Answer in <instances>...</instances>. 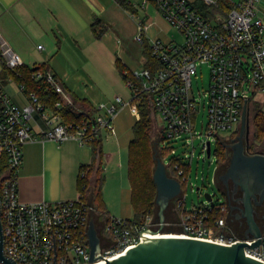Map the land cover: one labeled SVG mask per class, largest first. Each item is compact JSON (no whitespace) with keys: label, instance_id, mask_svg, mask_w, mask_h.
<instances>
[{"label":"built area","instance_id":"built-area-1","mask_svg":"<svg viewBox=\"0 0 264 264\" xmlns=\"http://www.w3.org/2000/svg\"><path fill=\"white\" fill-rule=\"evenodd\" d=\"M140 1L144 9L153 4L179 36L168 41L151 36L146 29L152 21H138L135 39L140 44L146 41L149 58L142 55V67L131 71L134 75L126 81L131 90L129 99L115 95L110 102L96 105L94 113L80 112L83 115L79 119H68L63 108L75 107L74 99L52 70L33 72L35 80L56 94V99L48 103L34 91L26 92L22 83L17 88L26 101H13L0 78V221L4 254L16 264L103 263L148 236L149 229L154 230L153 223L159 226L149 214L141 223L132 217H102V231L97 229L100 257L92 262L87 229L89 219H96L97 210L84 192L74 199L52 202H24L18 194L17 170L23 160V146L37 137L30 122L33 112L44 122V129L38 131L41 139L74 140L86 145L98 138L102 130L115 133L114 117L125 106L138 114L141 92L152 96L155 114L161 120L159 142L167 144L164 155L171 154L167 162L163 158L162 161L180 182L176 196L179 230L175 233L226 244L244 239L243 233H236L229 224L224 200L216 201L210 194V200L204 197L203 202L187 207L185 190L189 185L193 187L189 173L195 140L199 139L197 158L209 157L211 141L217 143L235 132L249 99L264 92V19L255 11L258 0ZM0 58L9 69L23 64L20 55L1 36ZM200 64L207 66L210 78L205 90L194 93L192 74ZM202 111L204 118L199 123ZM222 131L228 135H219ZM218 151L216 147L217 156ZM259 238L257 246H245L244 252L264 261V227ZM245 240L251 243L255 238ZM0 264L4 263L0 260Z\"/></svg>","mask_w":264,"mask_h":264},{"label":"crops","instance_id":"crops-1","mask_svg":"<svg viewBox=\"0 0 264 264\" xmlns=\"http://www.w3.org/2000/svg\"><path fill=\"white\" fill-rule=\"evenodd\" d=\"M140 2L0 0V36L20 55L23 65L30 68L41 66L57 75L74 99L75 112L92 114L99 102H110L115 95L128 98L120 92L122 85L125 89L127 84L115 61L119 59L129 71L142 67V45L138 42V46H135L133 43L139 31V20L152 21L146 29L150 35L167 41L172 39L170 32L174 29L165 17L153 4L144 9ZM260 4L264 6V0L256 2L255 11L258 17L264 19ZM38 44L42 47L39 48ZM2 67L0 60V78L6 83V91L13 101L25 103V95L17 88L19 82L7 73L2 74ZM132 113L136 120L139 115L134 111ZM30 122L37 137L23 146V160L17 170L20 200L52 202L76 198L79 194V167L91 162V145H80L74 140H43L38 131L44 129V122L37 112H33ZM114 127L115 133L106 131L104 135L109 138L107 146L102 140L103 130L98 137L102 141L104 160L102 193L105 191V172L116 156L120 162L121 134L116 130L115 123ZM133 133L126 145L127 157ZM112 137L115 142L111 141ZM127 183L130 190L129 181ZM117 197L122 198L119 194ZM102 200L108 214L124 217V211L111 212V205L105 198ZM102 216L103 213L98 211L97 218L102 219Z\"/></svg>","mask_w":264,"mask_h":264},{"label":"water","instance_id":"water-1","mask_svg":"<svg viewBox=\"0 0 264 264\" xmlns=\"http://www.w3.org/2000/svg\"><path fill=\"white\" fill-rule=\"evenodd\" d=\"M248 107L245 105L240 120L239 133L230 145L231 152L228 166L219 178L227 185L232 183L233 191L239 190L240 200L244 208L242 216L246 220V228L243 231L244 239L233 243H219L193 237L176 235H163L156 237L144 236L134 245L128 247L124 252L106 259L97 264H264L251 256L246 255L244 247H255L260 242V230L253 217L255 203L264 198V152H248L243 141V135L248 133ZM207 156L210 155V140L207 141ZM155 164L152 179L156 187L155 204H157V230L149 229L150 233L159 232L164 225L165 209L170 201H174L180 192V182L169 174L165 163L157 155L156 149L152 154ZM208 200L211 195L204 192ZM88 244L90 261H96L99 257L100 239L94 218L89 219ZM170 232V231H169ZM255 238L248 243L245 239ZM0 260L4 264H16L12 258L7 257L3 251L2 227L0 221Z\"/></svg>","mask_w":264,"mask_h":264},{"label":"rangeland","instance_id":"rangeland-1","mask_svg":"<svg viewBox=\"0 0 264 264\" xmlns=\"http://www.w3.org/2000/svg\"><path fill=\"white\" fill-rule=\"evenodd\" d=\"M237 2L238 0H232ZM260 13L264 14V6L260 4ZM153 16V15H152ZM178 32H175V30H172L170 32V36L172 38H178L179 34ZM149 34V33H148ZM150 35V34H149ZM152 36V35H151ZM133 43L135 46H138V41L136 39L133 40ZM137 66V65H136ZM209 72L208 68L205 64H200L197 66L196 71L192 74V89L194 93L202 92L205 90L208 79H209ZM122 89L120 92L125 97L130 98L131 96V90L128 87V85L124 86L122 85ZM113 96V95H112ZM126 99V98H125ZM108 103V102H99L97 103ZM248 107V125H249V131H248V137H249V150H256V149H262L264 150V92L258 93L257 95H254L252 98L249 99L247 103ZM204 118V111H202L199 114L198 121L200 123V119ZM116 130L119 134H121L120 138V144H121V156H120V162L118 157L116 156L113 161L110 164V167L107 169L106 179H105V191L102 193V199H106L107 203L111 205V212H114L113 210L117 211H124V217H134L133 215V205L131 204V194L128 187V181H127V149L126 145L127 142L131 136V123L135 121V115L130 110L129 106H125L117 115V118L114 120ZM161 120L160 118L155 114V111L153 112L152 119L150 122V132H149V139H148V145L141 150L139 154V165L142 168V173L146 177H144L146 180L145 187L149 192L152 190L154 191V198L153 195H150V199L153 203V210L155 216L157 215L158 207L157 204H155V186L153 187L152 183V173H153V167L155 164V160L152 159L151 155L154 152V149L157 151V155L160 157L161 154L166 151L167 144L166 142L160 141V134H161ZM197 128L199 129L200 126L198 124ZM102 140L104 145L108 144L109 138L107 139L106 131H102ZM221 136L228 135L227 131H222L219 133ZM228 138V137H225ZM112 142H115V139L112 137ZM199 139L195 140V157L191 164V169L189 173V182L192 183L193 187L191 188L190 185L185 190V204L187 207L201 203L204 201V192H209L210 194H213V198L216 201H222L224 198L220 192V190L217 187V184L214 181V175L215 170L217 167V164L221 165L226 163L227 158L220 159L218 162V156L214 152V149L217 147L216 141H211V149L212 153L209 157H206L204 159L197 158V156L200 154V148L198 147ZM107 146V145H106ZM105 146V149H107ZM116 146V145H115ZM152 153V154H151ZM163 158L164 162H167L171 158V154L163 155L161 159ZM119 162V164H118ZM106 171V170H105ZM122 171V172H121ZM121 173V175H120ZM170 174V172H169ZM172 175V174H171ZM199 187V188H197ZM117 194L121 195V200L117 197ZM176 200L174 202H169L168 206L165 209V220L168 222L161 228L160 232H177V229L179 228V216H180V209L176 204ZM104 201V200H103ZM115 214V213H114ZM97 216L98 212L95 214V224L97 223ZM119 216V215H114ZM154 216V219L157 217ZM104 218V215L102 216ZM105 219V218H104ZM102 223L100 227L103 228L104 222L103 219L101 220ZM229 224L232 226V228L236 231V233H241V229L239 227V224L235 221H229ZM98 225V227H99ZM152 228L154 230L158 229V226L153 223ZM97 227V226H96ZM99 227V228H100ZM101 228V229H102ZM99 229L98 231L101 232L102 230Z\"/></svg>","mask_w":264,"mask_h":264},{"label":"trees","instance_id":"trees-1","mask_svg":"<svg viewBox=\"0 0 264 264\" xmlns=\"http://www.w3.org/2000/svg\"><path fill=\"white\" fill-rule=\"evenodd\" d=\"M142 55L149 58V47L144 40L142 43ZM1 60V58H0ZM2 62V60H1ZM116 67L118 71L121 73L122 78L126 82L128 79L132 78L134 74L131 73L128 69L121 64L119 59L115 61ZM3 64V63H2ZM44 70L45 68L38 66L37 68L28 67L26 65H19L15 69H9L4 64L2 67L3 73H7L16 79L19 83L25 84V91H34L38 98L44 102H50L56 99V94L48 89L45 84L40 80H35L33 77V72L35 70ZM47 88V89H46ZM261 93V92H258ZM256 93L255 95H257ZM139 117L135 120L132 125L133 136L128 144V165H127V177L130 184V194H131V204L133 205V220L141 223L145 221V217L147 214L155 216L153 210V203L150 199V195H153L152 192L146 189L145 183L146 177L143 175V171L141 166L139 165V154L142 149H144L148 145L149 132H150V122L152 119V115L154 112L153 100L150 93L141 92L140 99L137 104ZM88 113V112H87ZM63 114L68 119H79L82 117L83 113L75 112L74 107H64ZM89 145H91V155L92 160L89 164H81L79 167L78 174V188L79 192H84L86 198L92 203L95 209L103 213L104 218L108 217L107 209L102 200V184L104 182L103 175V149H102V141L100 138H96L92 140ZM249 144L246 145V150L250 153L252 152H264L262 149L249 150ZM217 150L218 151V162L220 159L227 158L228 151L223 149L220 141L217 142ZM152 154V153H151ZM162 156L164 153L161 154ZM161 156V157H162ZM152 159L153 156L151 155ZM185 170H189L188 167L185 166ZM81 172H83V176H81ZM172 173L170 172V175ZM153 187L155 186L153 179L152 183ZM156 194V187H155ZM155 201V200H154ZM157 217V215L155 216ZM179 228L177 229V231ZM239 234H242L239 233Z\"/></svg>","mask_w":264,"mask_h":264},{"label":"flooded vegetation","instance_id":"flooded-vegetation-1","mask_svg":"<svg viewBox=\"0 0 264 264\" xmlns=\"http://www.w3.org/2000/svg\"><path fill=\"white\" fill-rule=\"evenodd\" d=\"M239 129H240V123L238 125V128L235 132L231 133L230 135H228V138H222L220 139V144L222 146L223 149H226L228 151L227 154V161L226 163L223 164H217L216 170H215V183L217 184L218 189L220 190L222 196H223V200L226 204V212H227V220L228 222L230 221H235V223L237 222L239 224V227L243 233V231L246 228V220L245 217L242 216V209L244 208L243 203L238 200L237 198L239 196H241V192L239 190L233 191V187H232V183L231 181L228 182V184L226 185L222 179L219 178V176L224 173V171L226 170L227 166H228V161H229V157H230V152H231V148L230 145L234 142L235 137H237L236 135L239 133ZM249 131V129H248ZM243 141L244 143L247 145L249 142V137H248V133L246 134V132L243 135ZM258 202L255 203L254 201H252L253 207H254V211H253V217L255 219V222L259 228V230L261 231L262 227H264V198L259 199V197H257ZM175 201V200H174ZM171 201V202H174ZM102 221L101 220H97L96 226L97 229H101L102 227H100ZM100 224V225H99ZM99 225V227H98Z\"/></svg>","mask_w":264,"mask_h":264},{"label":"bare ground","instance_id":"bare-ground-1","mask_svg":"<svg viewBox=\"0 0 264 264\" xmlns=\"http://www.w3.org/2000/svg\"><path fill=\"white\" fill-rule=\"evenodd\" d=\"M175 233V232H174ZM173 232H156L155 234L149 233L148 236L149 237H156V236H163V235H176ZM177 236V235H176Z\"/></svg>","mask_w":264,"mask_h":264}]
</instances>
